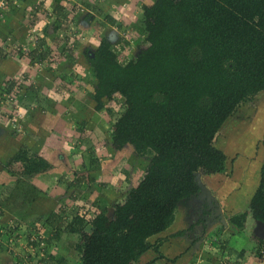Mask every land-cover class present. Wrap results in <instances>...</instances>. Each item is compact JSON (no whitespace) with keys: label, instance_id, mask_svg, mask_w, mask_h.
Wrapping results in <instances>:
<instances>
[{"label":"trees","instance_id":"trees-1","mask_svg":"<svg viewBox=\"0 0 264 264\" xmlns=\"http://www.w3.org/2000/svg\"><path fill=\"white\" fill-rule=\"evenodd\" d=\"M140 25L145 42L125 62L106 37L92 49L85 47L83 56L95 80V108L115 95L123 100L112 124L115 148L129 145L150 159L149 166L129 189L128 200L113 203L112 217L103 205L86 219L81 202L35 219L49 228L51 243L62 232L91 225V233L76 244L77 264H138L146 250L157 251L148 237L165 230L179 201L198 192L195 173L225 171L226 155L214 145L218 130L238 105L264 90V0H155L144 8ZM85 142L97 162L94 147ZM261 142L264 147V131ZM36 172L25 165L13 174L12 184L0 185V217L7 208L24 213L34 194L42 192L31 183ZM85 177L71 184L83 187ZM249 207L264 223V163ZM245 217L238 214L230 222L241 227ZM15 235L14 264H66L47 239L25 242L22 231ZM251 250L264 259V239H256Z\"/></svg>","mask_w":264,"mask_h":264},{"label":"crops","instance_id":"crops-1","mask_svg":"<svg viewBox=\"0 0 264 264\" xmlns=\"http://www.w3.org/2000/svg\"><path fill=\"white\" fill-rule=\"evenodd\" d=\"M93 1L97 7L91 6ZM154 1L84 0L83 3L79 1L81 6L77 9L76 4L70 5V0H22L17 8L4 7H10V10L3 13L0 21V53L3 54L2 57L0 55V89H3L5 83L10 86L13 78L20 79L21 75L24 78L30 77V87L25 98L31 99L35 106L30 108L31 103L28 105L25 100L22 104L19 103V109H14L0 98V185L12 184L16 179L13 174L29 165L34 171L39 170L32 173L31 183L37 189L47 192L49 197L56 196L54 202L61 195H66L70 201V192H74V188L85 186L72 185L71 181L77 183V179L86 176L83 180L90 184L91 174L99 184L102 180L111 179L116 180L118 189L125 191L129 188L130 184L126 182L129 178L119 173L110 175L112 164L119 162L123 166L121 170L127 172L128 154L122 155L116 163L118 151L107 157L100 153L94 155L97 162H92L91 151L85 141H98L97 135L105 131L110 119L112 126L115 112L109 113L115 108L111 102L119 103L123 100L115 95L112 99L105 100L106 103L101 108H95L92 100L95 80L92 71V77L85 73L84 68L88 67V63L81 55L85 47L92 49L97 46L99 39L106 37L118 59L125 62L139 51V45L145 40L146 34L140 25V18L144 8ZM25 2H35L34 7L38 10L35 18L40 22L39 29L46 31L49 28L52 32L65 34L70 27V37L76 40L74 45L65 42L66 46H74L75 50L67 49L70 55L60 53L57 55L58 63L48 61L49 55L56 53L58 45L54 42L50 45L51 42H45L40 37L34 39L36 47L33 52L21 49L30 44L29 29L23 18ZM90 7L95 10L98 8L96 14H92V10L87 11ZM64 10L69 11L65 13ZM62 14H65L67 20L64 25L61 23ZM111 19L113 22H109ZM46 22L48 26H45ZM54 22L60 25L56 28ZM51 25L53 28L49 27ZM6 38L10 39V43ZM11 42L17 45V51L14 52ZM59 45L62 46L63 43ZM82 74L90 78L85 80ZM75 75L77 79L73 78ZM89 79H93L91 86L87 84ZM230 118L226 126L222 124L214 138V145L226 155L225 171L201 174L202 181L218 201L226 218V226L217 219L206 222L204 217L198 215L193 196L184 198L174 210L172 223L162 232L148 237L151 244L158 245L157 251L153 248L146 250L139 257L138 264H264V259L254 255L251 250L254 241L260 237L256 233L259 221L253 217L249 207L259 181L261 165L264 163V147L261 142L264 131V90L238 105ZM15 121L17 126L13 127ZM223 128L229 130L222 133ZM228 132L245 134V137L234 139L229 137ZM10 158L13 160L8 163ZM143 174L144 172L138 174L132 187L138 184ZM34 200L35 198L30 201L28 208L34 206ZM6 211L7 216L0 217V226L10 224L13 217H17L22 222L17 225V230L21 231L25 228L27 219L33 218L27 208L19 215L9 208ZM242 213H246L243 226L236 227L230 219ZM65 217L64 215L62 218ZM86 228L91 230L92 227L88 224ZM24 234L28 233L22 232L21 240L25 238ZM6 237L7 235L2 238ZM15 247L17 250V246L9 244L6 239L0 242V264H14L17 261L18 257L12 253ZM57 255L66 264H77L78 260L71 255L62 254L61 249Z\"/></svg>","mask_w":264,"mask_h":264},{"label":"rangeland","instance_id":"rangeland-1","mask_svg":"<svg viewBox=\"0 0 264 264\" xmlns=\"http://www.w3.org/2000/svg\"><path fill=\"white\" fill-rule=\"evenodd\" d=\"M62 1L66 2V0H62ZM79 1L80 0H70V5L76 4V8L79 9V7L81 6V3H79ZM21 2H22V0H12V1L8 2L7 5L11 4V6H10L11 8H13V7L17 8ZM34 4H35V2L34 3L32 2L31 4H29L28 2L24 3V7H23L24 17L23 18L25 20V23H26L25 25H26L27 29H29L28 37H30L29 38L30 44L28 46H26L25 48L21 47V49L25 52H27V51L33 52L35 47H36V45H34L35 44L34 39L36 37H40L39 39H41V40L43 39V41H45V42H47V41H49V43L51 42L50 45L54 42L58 45V47L55 49L56 53L49 55V57L52 59L49 58L48 61L53 60V61H56L58 63V61H57L58 56L57 55H59L60 53H62V55H63V53H66V56L68 54L70 55L69 51L71 48L74 47V46L73 47L66 46V44H65V42L70 44V38H71L70 36H72V34H70V27H69L68 31L65 32V34L60 33L59 31L58 32L57 31L52 32V30L51 31L48 30L49 28L46 29V31L42 30V28L39 29V27H40L39 23L40 22L35 18L38 10H36V8L34 7ZM91 6L97 7V5L94 1L91 4ZM63 7H65V6L63 5ZM9 8L5 9L4 7L3 8L0 7V21L3 18V13H7V11L10 10ZM90 10H92V12H91L92 14L93 13L96 14L95 12H97L94 8H91V7L87 8V11H90ZM68 11L69 10H66L65 13ZM84 12H86V9H84ZM91 19H92V17H91ZM66 21L67 20H66L65 14H64L63 17H61V23L64 25L67 23ZM48 25L49 24L46 22L45 26H48ZM54 25H56L55 27L57 28L58 27L57 25H60V24L59 23L55 24V22H54ZM49 27L53 28L52 25ZM41 33H42V35H41ZM6 39L8 42L10 41L9 38H6ZM60 43H63V45L60 46L59 45ZM11 46H12L14 52L17 51V45L15 43L11 42ZM67 49L69 51H67ZM53 50H54V48H53ZM82 56L83 55H81V57ZM46 66H48V65H46ZM43 67H45V64L43 65ZM56 67H58V66H56ZM84 71H85V73H88V75L90 77H92L91 68L89 65H88V67L84 68ZM89 76L88 77H87V75L84 76L85 80L90 78ZM73 78L77 79V75H75ZM13 79H14V81L10 82V83H12L10 86H8V84L5 83L6 85L4 84V87H6V89H0V98H2L1 100L8 103L9 105H11V107H14V109H16V108L19 109V103L22 104L23 101H25V100L27 101L28 105L31 103L30 108L34 107L35 105L32 104L33 101L31 99L25 98L28 95V90L30 87V84H29L30 83L29 82L30 77L24 78L23 75H21L20 79L19 78H13ZM24 80H26V82H24ZM91 81H93V79H89L87 81L88 82L87 84L90 86L92 84ZM11 99H13V100H11ZM33 100H35V99H33ZM122 102H119V103H116V102L114 103L113 101L111 102L113 107L115 108L114 111L117 112V113H114L113 117H116L118 115V113L122 110V108H123ZM11 103L14 106H12ZM105 103H106V101H105ZM19 115H20V111H19ZM107 118L109 119L108 116H107ZM228 119H231L230 116L224 121L223 124L225 126H226V122L228 121ZM109 121L111 122V119ZM110 122H109L108 126L106 127V129L104 128L105 131L103 130L102 134L97 135L99 138L98 141L94 140V143H93V139H91V142H89V144L94 147L93 151H94L95 156L102 153L104 155V157H107L110 154H112L114 151H118L119 153L117 152L118 158L116 159V163L119 162L118 159H120V157L122 155H124V156H126L127 154L129 155V156L127 155L128 156V159H127L128 163L126 164V166H127L126 171L127 172L125 173L123 170H121V168L123 166H121V164L119 162L117 164H112L113 166H112V168H110L112 173L110 175L114 176L115 173L123 174L125 178H129L126 180V182L128 184H130L128 186L130 188V187H132L131 185L135 184L134 181L137 179L138 174L139 175L142 174L147 169V167L149 166V160L150 159L145 158L144 156L137 155L135 152H133L132 148L129 147V145H127V144H125L124 146H122L119 149H116L115 148L116 147V141L113 140L114 132H113V128H112ZM13 127H15V126L13 125ZM96 129L98 132H100V128L97 127ZM227 130H229V128H226V129L223 128L222 133H223V131H225L224 133H226ZM230 132H228V133H230ZM240 136L245 137V134H241V133H237V132H232L229 134V137H233L234 139H238ZM219 138H220V134H219ZM218 140L216 142H218ZM89 141H90V139H89ZM237 142H238L237 144H240L239 141H237ZM97 150H98V152H95ZM122 150H125V151H122ZM131 160H133L132 162H134V163L130 162ZM124 168H126V167H124ZM99 179L101 180V178H99ZM107 179L109 180L110 178H107ZM121 179H124V178H121ZM115 181L114 180L111 181V179L109 181L102 180V182H100L101 184L97 183L94 180L89 181V182H91L90 184H87V185L85 184V186L83 188H80V189L74 188L75 189L74 192H70V201L67 200L68 197L66 195L64 197H61L62 195L59 196L57 199L58 201L57 200H56L57 202L55 201L57 204L54 202V199L56 198V196L49 197L46 194L47 192H44V190L39 189L42 192L35 193L33 198H32V199L35 198L34 206L32 208L27 207V209L29 211H31V216L33 218L27 219L26 223H24L25 228H23L21 231L23 233L29 234V232L31 230H33V229L38 230L39 229L40 231H42L41 232L42 239H47V242L46 241H44V242H46L47 246L50 247V249H52L55 252L57 251V254H60V249H61L62 254L71 255L76 260H78L79 259V253H78V250L76 249V247L78 246L76 244H78V243L80 244L83 241V239L85 238V236L91 233L92 228H91V230L89 228H86V226H88V224L85 226V228L82 230V232H78V233L77 232H71V234H70V230L67 232L66 231L62 232L61 237L63 239L59 238V240H57L56 242L51 243L49 240L50 239L49 228L46 225H42L43 223L41 224V222H43L42 220L40 222V221H37L35 219H37L40 216L55 212L56 208L60 205H68L69 203H70V205H74V203H81V202L88 209V213L84 214L86 219H88L89 216L92 215V213H94V212L97 213L99 208L103 205L107 207V214L109 215V217H112L113 216V207H112L113 203L114 202L125 203L126 200H128V191H129V188H127L125 191L118 189L117 188L118 185L115 183ZM124 189H125V187H124ZM72 197L74 199H72ZM62 199H66V200H62ZM55 204H56V206H55ZM78 205L80 206V204H78ZM4 215L7 216L6 213ZM61 220L66 221L65 219H62V215H61ZM13 222H15L16 225H19L20 223H22L17 218H15L14 221L13 220L10 221V224L12 225ZM10 224H8L6 226H0V227L11 229ZM24 237L25 238H23V240L26 239L27 235L24 234ZM1 241H3V238L0 239V242ZM48 243H49V245H48ZM48 247L45 249H48ZM27 248L30 249L29 247H27ZM44 264H50V263L47 262Z\"/></svg>","mask_w":264,"mask_h":264},{"label":"water","instance_id":"water-1","mask_svg":"<svg viewBox=\"0 0 264 264\" xmlns=\"http://www.w3.org/2000/svg\"><path fill=\"white\" fill-rule=\"evenodd\" d=\"M201 171L195 173V181L198 185V192L193 196V201L197 203V213L204 217L206 222H214L216 219L226 226V218L223 216L222 210L213 195L212 191L201 179ZM208 224V223H207ZM256 233L260 238L264 239V223L258 222Z\"/></svg>","mask_w":264,"mask_h":264},{"label":"built area","instance_id":"built-area-1","mask_svg":"<svg viewBox=\"0 0 264 264\" xmlns=\"http://www.w3.org/2000/svg\"><path fill=\"white\" fill-rule=\"evenodd\" d=\"M11 0H0V7H6L7 3L10 2ZM19 117V116H18ZM14 126H17V122H13ZM14 221V219H13ZM11 225V224H10ZM13 225V226H12ZM11 225V230L7 229V228H2L0 227V239H2V237H4L5 235H7L6 238H4L3 240H7V242L9 241V244L14 245L16 243V235L17 234V225L15 222H13V224ZM41 232L39 229H33L29 232V234H27V237L25 240H21V241H40L42 239L41 237ZM19 238H21V236H19ZM30 249H32V246L29 245L28 246Z\"/></svg>","mask_w":264,"mask_h":264},{"label":"bare ground","instance_id":"bare-ground-1","mask_svg":"<svg viewBox=\"0 0 264 264\" xmlns=\"http://www.w3.org/2000/svg\"><path fill=\"white\" fill-rule=\"evenodd\" d=\"M252 174V173H251Z\"/></svg>","mask_w":264,"mask_h":264},{"label":"flooded vegetation","instance_id":"flooded-vegetation-1","mask_svg":"<svg viewBox=\"0 0 264 264\" xmlns=\"http://www.w3.org/2000/svg\"><path fill=\"white\" fill-rule=\"evenodd\" d=\"M193 198V197H192Z\"/></svg>","mask_w":264,"mask_h":264}]
</instances>
